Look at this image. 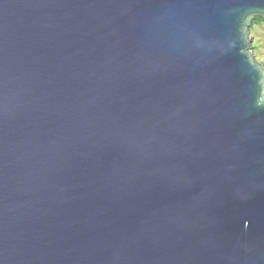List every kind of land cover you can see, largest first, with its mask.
Masks as SVG:
<instances>
[{
	"label": "water",
	"instance_id": "water-1",
	"mask_svg": "<svg viewBox=\"0 0 264 264\" xmlns=\"http://www.w3.org/2000/svg\"><path fill=\"white\" fill-rule=\"evenodd\" d=\"M264 0H0V264H264Z\"/></svg>",
	"mask_w": 264,
	"mask_h": 264
},
{
	"label": "rangeland",
	"instance_id": "rangeland-1",
	"mask_svg": "<svg viewBox=\"0 0 264 264\" xmlns=\"http://www.w3.org/2000/svg\"><path fill=\"white\" fill-rule=\"evenodd\" d=\"M251 30V36L253 38V48H254L257 60L264 64V23H260L253 26Z\"/></svg>",
	"mask_w": 264,
	"mask_h": 264
},
{
	"label": "trees",
	"instance_id": "trees-1",
	"mask_svg": "<svg viewBox=\"0 0 264 264\" xmlns=\"http://www.w3.org/2000/svg\"><path fill=\"white\" fill-rule=\"evenodd\" d=\"M260 23H264V18L263 17H256L252 26H251V30L254 28V25L260 24ZM255 49L257 48V46L255 45L254 47Z\"/></svg>",
	"mask_w": 264,
	"mask_h": 264
}]
</instances>
